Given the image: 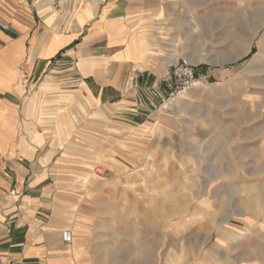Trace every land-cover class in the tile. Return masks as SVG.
Segmentation results:
<instances>
[{
    "label": "rangeland",
    "instance_id": "374dc122",
    "mask_svg": "<svg viewBox=\"0 0 264 264\" xmlns=\"http://www.w3.org/2000/svg\"><path fill=\"white\" fill-rule=\"evenodd\" d=\"M159 10L156 44L191 58L200 87L166 111L156 98L144 150L101 161L102 176L90 167L85 186L78 171L57 184L98 220L88 264H264V0Z\"/></svg>",
    "mask_w": 264,
    "mask_h": 264
},
{
    "label": "crops",
    "instance_id": "0c3cea01",
    "mask_svg": "<svg viewBox=\"0 0 264 264\" xmlns=\"http://www.w3.org/2000/svg\"><path fill=\"white\" fill-rule=\"evenodd\" d=\"M163 3L0 0V264H88L98 220L57 184L146 148Z\"/></svg>",
    "mask_w": 264,
    "mask_h": 264
},
{
    "label": "built area",
    "instance_id": "2783aa9c",
    "mask_svg": "<svg viewBox=\"0 0 264 264\" xmlns=\"http://www.w3.org/2000/svg\"><path fill=\"white\" fill-rule=\"evenodd\" d=\"M0 27L8 29V26L1 21ZM158 81L165 88L164 92L158 96V110L163 111L172 106L185 92L193 88L198 83V76L194 66L186 58L178 57L163 69ZM94 172L102 176L106 173V170L98 166L94 169ZM61 238L64 243H71L70 230H62Z\"/></svg>",
    "mask_w": 264,
    "mask_h": 264
},
{
    "label": "bare ground",
    "instance_id": "6f19581e",
    "mask_svg": "<svg viewBox=\"0 0 264 264\" xmlns=\"http://www.w3.org/2000/svg\"><path fill=\"white\" fill-rule=\"evenodd\" d=\"M95 5V4H94ZM264 22V18L260 21V25L262 24ZM259 25V26H260ZM123 32V31H122ZM254 33H256V30L254 31ZM125 34V33H124ZM264 34V33H263ZM263 37V36H262ZM261 37V38H262ZM261 40V39H260ZM257 45H258V43H257ZM245 47H246V45H245ZM248 47V46H247ZM244 49V48H243ZM246 49V48H245ZM236 57L237 56H234L233 58H232V60H234V59H236ZM176 58H173L172 59V61L173 60H175ZM188 59V61L189 62H191V58H187ZM171 61V62H172ZM199 82V81H198ZM200 86L199 85H195L193 88H191V89H189L187 92H185L182 96H180L176 101H175V104L176 105H182L183 103H185V98H186V94H189L190 92H191V90L193 89H196V88H199ZM176 108V107H175ZM170 110V109H169ZM166 111V110H165ZM167 116V115H166ZM162 121V120H161ZM108 159V158H107ZM91 169V168H90ZM95 179V177L93 176V174L90 172V170L89 171H86V172H84L83 174H82V176L81 177H79L78 179H77V181H79L80 183H81V185L82 186H85L88 182H90V181H93Z\"/></svg>",
    "mask_w": 264,
    "mask_h": 264
}]
</instances>
